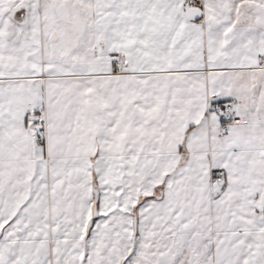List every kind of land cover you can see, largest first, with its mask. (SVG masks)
<instances>
[{"label": "snow or ice", "instance_id": "snow-or-ice-1", "mask_svg": "<svg viewBox=\"0 0 264 264\" xmlns=\"http://www.w3.org/2000/svg\"><path fill=\"white\" fill-rule=\"evenodd\" d=\"M0 264H264V0H0Z\"/></svg>", "mask_w": 264, "mask_h": 264}]
</instances>
